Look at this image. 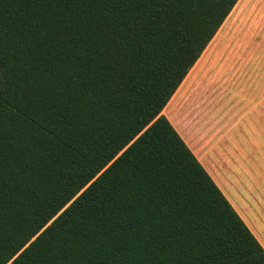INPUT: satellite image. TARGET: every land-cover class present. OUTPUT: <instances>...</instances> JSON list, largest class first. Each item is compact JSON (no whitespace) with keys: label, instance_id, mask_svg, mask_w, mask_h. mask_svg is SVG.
<instances>
[{"label":"trees","instance_id":"1","mask_svg":"<svg viewBox=\"0 0 264 264\" xmlns=\"http://www.w3.org/2000/svg\"><path fill=\"white\" fill-rule=\"evenodd\" d=\"M239 0H0V264H264L164 109Z\"/></svg>","mask_w":264,"mask_h":264},{"label":"rangeland","instance_id":"2","mask_svg":"<svg viewBox=\"0 0 264 264\" xmlns=\"http://www.w3.org/2000/svg\"><path fill=\"white\" fill-rule=\"evenodd\" d=\"M164 114L225 187L231 167H238L250 198L261 184L262 217L264 0L238 1Z\"/></svg>","mask_w":264,"mask_h":264},{"label":"crops","instance_id":"3","mask_svg":"<svg viewBox=\"0 0 264 264\" xmlns=\"http://www.w3.org/2000/svg\"><path fill=\"white\" fill-rule=\"evenodd\" d=\"M163 114H164V111H163ZM257 145H258V147H257V150L255 151V153L261 155V145L259 143H257ZM189 147L191 148L190 145H189ZM192 151L197 156V158L201 161V163L204 165L206 170L212 176L214 181L217 183V185L220 187V189L226 195L228 200L231 202L233 207L236 209V211L242 217L244 222L248 225L250 230L253 232V234L256 236V238L259 240V242L264 247V213L262 214V217H261V184H259V186H258L257 197L256 198L255 197L250 198L251 195H250L249 187H247L244 179H242V181L240 180L241 176H239V174H238L239 173L238 167H235V168L231 167L230 170H227V171H229V174H228L229 182H228V184H230V185H228V186L226 185V187H227L226 188L222 184V182L217 178V176L213 172L212 168L209 167L208 165H206L202 161V159L199 156V153L197 151H195L194 149H192ZM241 174H242V172H241ZM236 190H238L239 193L243 195L242 200H240Z\"/></svg>","mask_w":264,"mask_h":264},{"label":"snow or ice","instance_id":"4","mask_svg":"<svg viewBox=\"0 0 264 264\" xmlns=\"http://www.w3.org/2000/svg\"><path fill=\"white\" fill-rule=\"evenodd\" d=\"M4 76V69L2 67V65H0V79H2Z\"/></svg>","mask_w":264,"mask_h":264}]
</instances>
